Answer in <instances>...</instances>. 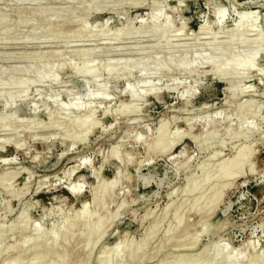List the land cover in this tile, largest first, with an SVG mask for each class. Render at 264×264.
I'll use <instances>...</instances> for the list:
<instances>
[{
	"label": "rangeland",
	"instance_id": "374dc122",
	"mask_svg": "<svg viewBox=\"0 0 264 264\" xmlns=\"http://www.w3.org/2000/svg\"><path fill=\"white\" fill-rule=\"evenodd\" d=\"M151 7L164 9V25L139 30ZM254 10L255 29L234 33ZM83 22L91 27L79 33ZM165 27L169 37L155 32ZM256 39H264V0H0V77L15 72L0 86V264H101L116 245L127 251L110 258L118 264H223L214 248L245 245L247 263L264 264V50L252 48ZM244 43L245 60L256 57L250 71L221 75L222 60L203 62ZM176 57L191 69L157 72ZM150 58L156 63L141 74L137 62ZM115 59L139 68L109 76ZM90 63L93 79L81 74ZM30 66L51 73L15 91L16 79L34 75ZM93 188L104 192L98 201ZM85 205L88 217H78Z\"/></svg>",
	"mask_w": 264,
	"mask_h": 264
},
{
	"label": "bare ground",
	"instance_id": "6f19581e",
	"mask_svg": "<svg viewBox=\"0 0 264 264\" xmlns=\"http://www.w3.org/2000/svg\"><path fill=\"white\" fill-rule=\"evenodd\" d=\"M163 8L161 9V10H159V11H157V9H155V7H151L150 8V10H148L147 11V13H146V15L145 16H142V17H140V20H138V22L140 23V27H139V30H142L143 31V27H145L146 26V24H148L147 26L149 27L150 25L151 26H158V25H164V22H163V19H162V17L164 16V12H163ZM226 10H220V11H215V15H216V17H217V19H218V24L219 25H221L223 22H224V17H225V15H226V12H225ZM122 17V16H121ZM165 20V19H164ZM3 21V20H2ZM258 22H259V14L257 13V11L256 10H254L253 12H251V13H249V12H246V13H244V14H242V16L239 18V20H238V23H237V25H236V27H234V33H236L237 32V34L239 35V32L240 33H242V32H245V31H248V30H254L255 28L254 27H256L257 25H258ZM80 26V27H79ZM78 27H79V33H82V31L84 30V28L86 27V26H88V24H87V22L85 23V25H84V22L82 23V25H79ZM93 26V25H92ZM94 26H95V24H94ZM105 26V25H104ZM222 26V25H221ZM89 27V29H90V27L91 26H88ZM223 27V26H222ZM18 28V27H17ZM43 28V27H42ZM45 28H46V25H45ZM45 28L43 29V30H45ZM151 28V27H150ZM154 28H156V27H154ZM120 28H118V30H119ZM151 29H153V28H151ZM258 29V28H257ZM256 29V30H257ZM71 30V29H70ZM69 30V31H70ZM154 30V29H153ZM93 31H95V30H93ZM117 32V31H116ZM137 32V31H136ZM136 32H134V33H136ZM141 31H139V32H137V33H140ZM146 32V31H145ZM144 32V33H145ZM155 32H157V33H159L160 34V36L161 37H169V35H170V33L168 32V28H161V29H156L155 30ZM233 32V31H232ZM57 34V33H56ZM114 34V33H113ZM119 34V31L114 35V37H112L111 36V38L113 39H115V36L116 35H118ZM141 34H143V33H141ZM138 35V34H137ZM140 35V34H139ZM242 35V34H241ZM233 36H235V35H233ZM109 37V36H108ZM237 37V36H236ZM110 38V39H111ZM117 38V37H116ZM237 39V38H236ZM262 39V38H261ZM255 43H256V45H254V47H252V48H254V49H257V50H260V48L262 49V50H264V39L263 40H260V39H256V41H255ZM242 49H239V51L238 52H236V53H232V52H226V53H224L223 52V50H220V51H222L223 53H220V54H209V55H203V62L204 63H208V64H211L210 66H212L213 65V67L214 66H216V68L218 67L217 65H216V61H218V59H220V60H222V64L224 65V67H223V69L221 70V75H223L222 74V71H223V73L225 74H230L231 72H236V71H238L239 69H243L244 71H250L253 67H254V60L256 59V57L255 56H253L254 58H250L249 60H245V56H246V54H247V52H248V50L251 48L250 46H249V44H247V43H244V45H243V47H241ZM227 50V49H226ZM116 60V59H115ZM156 61H157V59L156 58H150V59H148L147 61H145V62H137L138 64H141V66H140V68L139 67H137L138 66V64L136 65V67L137 68H139L140 69V73L142 72H145L146 70L148 71L149 69H151L153 66H154V64L156 63ZM219 62V61H218ZM94 63V62H93ZM135 63V62H134ZM134 63L133 62H129L128 60H121L120 59V61L119 60H116L114 63H112V64H110V65H106V66H109V67H107V69H108V73H109V76H115L116 74H117V72L119 71V70H127L131 65H133V68H131V69H135L134 68ZM220 63V62H219ZM57 64V63H56ZM95 64V63H94ZM94 64H88L87 66L85 65L84 66V68L82 69V72H81V74H83L84 76H87V77H89L90 79H93L94 77H95V70H96V64L94 65ZM193 64H195V63H193ZM54 65V67H55V64H52V66ZM75 65V64H74ZM189 65H190V67L192 66V64H190V61H187V59L185 58V57H183V58H180V59H178L177 57L176 58H172V59H169V60H166L165 61V63L164 64H162L158 69H157V72L159 73L160 72V70L162 71V70H166V69H169L170 68V70L172 69L171 67H177V68H180V69H182V70H190L191 68H189ZM204 65V64H203ZM36 66V65H35ZM41 66V65H40ZM72 66H73V64H72ZM220 66V65H219ZM36 67H38V65L36 66ZM73 67H75V66H73ZM263 67V66H262ZM45 68L47 69V66H43V69H41V68H33V67H28L25 71H27V73L28 72H31V73H33L34 75L32 76V77H29V78H26V79H22V77H24V75L23 76H21V79L20 78H18V79H16L15 80V82H14V88L16 89L15 91H17L18 90V88H21V87H23V85H25V84H27L28 85V88H30V85H33L32 83H34V82H37V80H39L40 81V79H45L44 77H45V75H46V72L48 73V71H49V73H51V71H50V68H51V65H50V68H48L46 71H45ZM194 68H195V65H194ZM197 68V67H196ZM210 68V67H209ZM261 68V67H260ZM260 68H258V70L260 69ZM52 69V68H51ZM71 69L72 70H74L72 67H71ZM76 70V69H75ZM74 70V71H75ZM146 71V72H147ZM192 71V70H191ZM187 72V71H186ZM262 72V74L264 73L263 71H261ZM1 73V72H0ZM21 73V72H20ZM23 73V72H22ZM30 73V74H31ZM141 73V74H142ZM190 73V72H189ZM256 73H258L257 71H256ZM255 73V74H256ZM259 73H260V71H259ZM15 74V72H14V70L12 71V72H10V73H7V75H6V77L3 79V77H0L1 79H0V86H1V84H8V83H10V81H11V77H12V75H14ZM249 74V73H248ZM252 74V73H251ZM22 75V74H21ZM160 75V74H159ZM264 75V74H263ZM47 77H49V75H47ZM97 77V76H96ZM185 78V77H184ZM4 80H6V81H4ZM54 80V79H53ZM199 81V80H198ZM41 83V82H40ZM90 83V82H89ZM35 84V83H34ZM134 87V86H133ZM244 87V86H243ZM168 88V87H167ZM12 90V89H11ZM146 90V89H145ZM185 91V90H184ZM98 92V91H97ZM146 92H148V90L146 91ZM150 92V91H149ZM152 92V91H151ZM10 93H12L11 91H10ZM16 93V92H15ZM145 93V92H144ZM186 93V92H185ZM8 94V93H7ZM99 94H100V92H99ZM129 94H131V97L133 96V98L135 97V93H134V91H133V89L131 88H129ZM140 94V93H139ZM180 94H182L181 92H180ZM237 94V93H236ZM9 95V94H8ZM7 95V96H8ZM57 95H58V93H57ZM231 95V94H230ZM10 96V95H9ZM52 96H53V94H52ZM59 97V96H58ZM96 97V96H95ZM97 97H98V95H97ZM55 100V99H54ZM56 101V100H55ZM73 104V103H72ZM67 107V106H66ZM73 107L76 109V110H79V105L77 104V103H74L73 104ZM239 109H241V108H239ZM121 111V110H120ZM124 112H127V111H124ZM56 113V112H55ZM59 114V113H58ZM218 116V115H217ZM89 118V117H88ZM90 119V118H89ZM84 120H86L85 118H84ZM243 121H245L244 122V124H248L247 125V129H249V131L250 130H252L253 129V126L252 125H254V124H250V122H248L247 123V121L246 120H243ZM74 123V122H73ZM242 123V122H241ZM72 124V123H71ZM63 125V124H62ZM61 125V126H62ZM66 126V125H65ZM73 126V125H72ZM214 124H213V121H208V123H206V127H207V131H208V136H213L214 135ZM239 126V125H238ZM244 126V125H243ZM80 128V127H79ZM79 128H77L76 126H74L73 127V130L74 129H76V130H80ZM204 128V127H203ZM70 129H71V127H70ZM162 129V128H161ZM161 129H160V132H162V131H164V130H162L161 131ZM245 129V128H244ZM81 130H83V129H81ZM255 130V129H254ZM243 132H244V130H243ZM243 132H240V133H236L237 135H240V134H242L243 135ZM163 133V132H162ZM216 134V133H215ZM75 135V134H74ZM139 135H140V133H139ZM202 135V134H201ZM248 135V134H247ZM77 136V135H76ZM84 136H85V134H84ZM241 136V135H240ZM142 138V134L139 136V138ZM247 137V136H246ZM79 138H81V135H80V137ZM84 138V137H83ZM203 138V137H202ZM136 139H138V136H137V138ZM206 139V138H205ZM139 140V139H138ZM203 140V139H202ZM203 144H205V143H203ZM241 155L240 154H236L235 156H234V158H233V161H235V163H239L240 161H241ZM82 162H80V164H81ZM209 168V167H208ZM207 168V169H208ZM210 170H211V168H209ZM209 170V171H210ZM214 169H212V171H213ZM207 171V170H206ZM208 172V171H207ZM209 174H211L210 172H208ZM208 173H206V174H208ZM216 173V172H215ZM214 172H213V174H215ZM204 175H205V173H204ZM69 176V175H68ZM210 176V175H209ZM204 177V176H203ZM206 179V178H205ZM203 180V179H202ZM188 182V184H190L189 183V180L187 181ZM191 182H192V178H191ZM112 182H108V185L110 186V184H111ZM204 183V182H203ZM187 184V185H188ZM192 184V183H191ZM108 185H105L106 187L108 186ZM111 186H112V184H111ZM186 187V186H185ZM187 187H189V190H190V186L188 185ZM69 190H71L72 192H74V193H76V191H74L73 190V188L72 189H70L71 188V186L70 187H67ZM94 189V188H93ZM96 189V188H95ZM95 189L94 190H92V194H91V196H92V198H94V200H95V196H96V192H95ZM101 189V188H100ZM103 189V188H102ZM96 190H98V195H99V189L97 188ZM187 190V189H186ZM102 193H103V195H104V192L103 191H101V194H100V196H103L102 195ZM220 193V192H219ZM98 195L96 196V197H98ZM99 196V197H100ZM99 197L97 198V201L99 200ZM102 199H103V197H102ZM96 201V200H95ZM106 201V200H105ZM101 203H104V200H103V202H101ZM120 206V205H119ZM119 208V207H118ZM120 209V208H119ZM88 212V211H87ZM86 212V205L77 213V216L78 217H82V218H87L88 217V215H86L85 213H87ZM76 216V215H75ZM76 216V217H77ZM90 217V216H89ZM105 217V216H104ZM103 217V218H104ZM94 222V221H93ZM95 223H97V225H98V227H100L99 225L102 223L101 221H100V219H98V221H96ZM64 227V226H63ZM66 227H69L68 225L66 226ZM94 228H96V224H95V226H94ZM64 229V228H63ZM95 230H97L98 231V228H96ZM91 231V230H90ZM94 231V230H93ZM92 233H94V234H96L95 233V231L94 232H92ZM92 233H91V238H92ZM53 236V238L54 237H56L57 238V236H54V235H52ZM100 236V235H99ZM52 238V237H51ZM51 238H49V240L51 239ZM100 238V237H99ZM54 240V239H53ZM50 241H52V240H50ZM50 241H49V244H50ZM55 243V242H54ZM57 243V242H56ZM47 245H48V243H47ZM50 245H52V244H50ZM117 247H115L114 249H112V251H110L111 253H112V255H110L109 253V255L107 256V258L104 260V261H102V262H100L101 264H110V262H111V264H112V262H113V264L115 263V264H118L120 261H117V263L116 262H114V261H111L110 260V258H113V257H117V259H118V255H121L122 254V251H121V254L118 252V250H117V248L118 247H120V246H118V245H116ZM122 247V246H121ZM241 247V249L239 248L238 250L237 249H235L234 248V250H235V252H230L229 250L227 251L226 249V252L224 251V249H222V248H219V247H217V248H214V251H213V256L217 259L218 258V260H220L223 264H248L249 262H250V260H249V262H248V255H247V249H248V247L245 245V246H240ZM126 248V247H125ZM130 248V247H129ZM129 248H127V250L129 249ZM119 249V248H118ZM121 250H122V248H120ZM126 249H124L123 250V254H125L124 253V251H125ZM130 250V249H129ZM137 250V249H136ZM135 252V251H134ZM134 252H132V254H134L135 255V253ZM114 253L116 254L115 256H114ZM137 253V252H136ZM210 253V252H209ZM122 254V255H123ZM126 254H127V251H126ZM125 254V255H126ZM131 254V255H132ZM124 255V256H125ZM138 255V257H139V254H137ZM112 256V257H111ZM133 256V255H132ZM143 256V255H142ZM122 258H123V256H122ZM121 257H120V260H125V257H124V259H122ZM133 257H131V259H132ZM134 258H135V256H134ZM247 258V259H246ZM253 258V257H252ZM116 259V258H115ZM114 259V260H115ZM257 259V258H256ZM109 260H110V262H109ZM113 260V259H112ZM184 262V261H183ZM182 261H180V260H164L162 263H159V264H184ZM248 262V263H247ZM186 263H187V261H186ZM251 263V262H250ZM121 264V263H120ZM206 264V263H205Z\"/></svg>",
	"mask_w": 264,
	"mask_h": 264
}]
</instances>
